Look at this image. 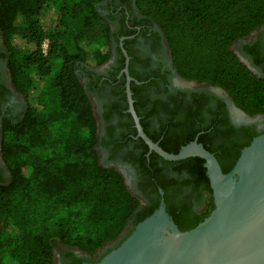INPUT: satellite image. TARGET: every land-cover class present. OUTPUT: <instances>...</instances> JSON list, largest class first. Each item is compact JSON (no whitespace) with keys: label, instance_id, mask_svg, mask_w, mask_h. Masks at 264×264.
Instances as JSON below:
<instances>
[{"label":"trees","instance_id":"trees-1","mask_svg":"<svg viewBox=\"0 0 264 264\" xmlns=\"http://www.w3.org/2000/svg\"><path fill=\"white\" fill-rule=\"evenodd\" d=\"M102 1L0 0V32L11 81L26 103L21 117L4 119L2 125L0 152L9 176L0 180V264L10 259L16 264H56L57 245L91 256L122 235L140 204L121 172L99 161L97 121L77 72L80 64L101 65L109 58V24L99 11ZM134 4L162 31L171 63L182 78L219 86L247 115H264V74L257 76L231 49L264 24V0ZM98 37L103 42L94 49L78 46L82 38ZM181 124L182 131L173 132L171 142L184 145L197 136L223 172L258 135L237 145L216 121L190 125L185 117ZM159 145L168 152L179 150L165 139ZM153 155L165 168L184 171L183 184L207 193V207L196 219L168 209L180 230L192 228L214 206L204 160L190 156L170 161ZM149 158L150 168L154 157ZM151 212L138 214L134 224ZM62 247L58 250L68 253Z\"/></svg>","mask_w":264,"mask_h":264},{"label":"flooded vegetation","instance_id":"flooded-vegetation-1","mask_svg":"<svg viewBox=\"0 0 264 264\" xmlns=\"http://www.w3.org/2000/svg\"><path fill=\"white\" fill-rule=\"evenodd\" d=\"M99 11L109 24V58L101 65L80 64L77 72L97 121L99 161L102 160L105 166L121 169L117 170L124 180L122 172H125L140 204L122 235L114 242L106 243L91 256L73 247H62L68 253L62 254L58 250V264H78V259H82L80 264L100 260L132 231L138 223L134 224L138 214L146 210L153 212L161 200L168 214L170 209L184 219L192 216L196 219L207 207L205 190L183 184L184 171L177 172L175 166L165 168L163 161L153 155L155 152H149L145 142L136 136L133 117L127 111L124 68L130 77L133 107L143 131L158 144L165 139L166 145H177L180 149L183 144H174L171 140L175 137L173 132L182 131L181 122L185 117L190 125H209L216 121L220 131L228 132L237 145L251 139L254 133L264 131V119L245 121L231 105L223 88L182 78L176 72L162 31L155 23L143 18L134 0H103ZM232 45L236 49L234 53L263 76L264 24ZM21 96L11 81L8 54L0 32V147L4 119L15 120L26 110ZM151 155L154 164L149 168ZM8 176L0 152V180ZM159 183L163 184L164 190Z\"/></svg>","mask_w":264,"mask_h":264},{"label":"water","instance_id":"water-1","mask_svg":"<svg viewBox=\"0 0 264 264\" xmlns=\"http://www.w3.org/2000/svg\"><path fill=\"white\" fill-rule=\"evenodd\" d=\"M237 57L259 76L249 63ZM124 71L127 111L133 117L136 136L145 142L149 152L154 151L166 160L190 156L202 158L214 206L203 220L182 231L165 211L161 200L117 247L96 262L84 261L82 264H264V131L241 149L227 172L222 171L215 155L198 142L197 137L176 153L168 152L143 131L133 107L130 77L126 68ZM228 99L245 121L254 120L236 107L230 97ZM257 115L261 114L254 116ZM147 229L152 236L146 240L160 241L144 243L149 244L146 248L138 245L136 248L143 254L135 258L133 243Z\"/></svg>","mask_w":264,"mask_h":264},{"label":"rangeland","instance_id":"rangeland-1","mask_svg":"<svg viewBox=\"0 0 264 264\" xmlns=\"http://www.w3.org/2000/svg\"><path fill=\"white\" fill-rule=\"evenodd\" d=\"M103 42V37H98V38H96V39H84V38H82V39H80L79 41H78V46H80L81 48H84V49H87V50H90V49H94V48H96V47H98L101 43ZM231 49L235 52L236 51V49H235V46L234 45H232L231 46ZM70 51H73V48L72 49H70ZM24 97H22L21 96V99H23ZM93 99V98H92ZM94 110H95V112H96V108H95V105H94ZM96 115H97V112H96ZM98 116V115H97ZM254 119H256V120H260V119H264V115H257V116H252ZM100 154H101V152H99ZM101 163L102 164H104V162L101 160ZM118 170H120L121 171V169H119V168H117ZM123 174H124V176H125V181H126V183H127V187H128V189L132 192V190H131V187L129 186V178H128V176L125 174V172L123 171L122 172ZM12 233H14V231H15V229H11L10 230ZM119 238V237H118ZM114 242V241H113ZM58 246L59 247H62V246H60V245H57L56 247H55V262H56V264H58ZM9 264H16V260H13V259H10V261H9Z\"/></svg>","mask_w":264,"mask_h":264},{"label":"bare ground","instance_id":"bare-ground-1","mask_svg":"<svg viewBox=\"0 0 264 264\" xmlns=\"http://www.w3.org/2000/svg\"><path fill=\"white\" fill-rule=\"evenodd\" d=\"M240 117V116H239ZM152 236L151 232L147 229L141 233V236L133 243L132 246V251H133V256L137 258L136 256L142 255V251L137 249L136 247L138 245H141V248H146L150 242H159L160 240H146L149 239ZM149 242L148 245H144V243Z\"/></svg>","mask_w":264,"mask_h":264},{"label":"built area","instance_id":"built-area-1","mask_svg":"<svg viewBox=\"0 0 264 264\" xmlns=\"http://www.w3.org/2000/svg\"><path fill=\"white\" fill-rule=\"evenodd\" d=\"M47 51V40H45L42 44V52L45 54Z\"/></svg>","mask_w":264,"mask_h":264}]
</instances>
